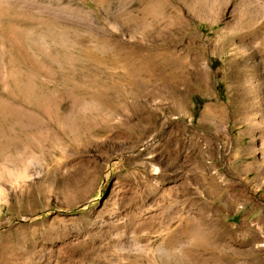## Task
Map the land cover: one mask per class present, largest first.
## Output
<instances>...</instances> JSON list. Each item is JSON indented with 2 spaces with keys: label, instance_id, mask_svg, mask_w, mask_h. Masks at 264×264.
Masks as SVG:
<instances>
[{
  "label": "rangeland",
  "instance_id": "rangeland-1",
  "mask_svg": "<svg viewBox=\"0 0 264 264\" xmlns=\"http://www.w3.org/2000/svg\"><path fill=\"white\" fill-rule=\"evenodd\" d=\"M168 1L0 0V264H264V0Z\"/></svg>",
  "mask_w": 264,
  "mask_h": 264
},
{
  "label": "bare ground",
  "instance_id": "bare-ground-1",
  "mask_svg": "<svg viewBox=\"0 0 264 264\" xmlns=\"http://www.w3.org/2000/svg\"><path fill=\"white\" fill-rule=\"evenodd\" d=\"M136 1L137 4H140V7L142 5V10L156 11L161 14L172 7L168 0ZM138 69L139 67H135L133 71L136 72ZM131 74L133 75V73ZM216 235L206 233L186 220L163 240L162 246L158 249L154 248L155 250L149 253L137 254L127 264H238V256L232 250V247L239 248L248 241L244 242L225 232L224 235ZM251 241L249 240L248 244H251ZM248 264H251L250 261H248Z\"/></svg>",
  "mask_w": 264,
  "mask_h": 264
}]
</instances>
